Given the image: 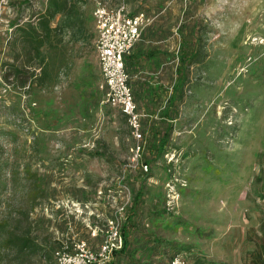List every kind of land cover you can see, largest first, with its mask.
I'll return each instance as SVG.
<instances>
[{
  "label": "rangeland",
  "instance_id": "rangeland-1",
  "mask_svg": "<svg viewBox=\"0 0 264 264\" xmlns=\"http://www.w3.org/2000/svg\"><path fill=\"white\" fill-rule=\"evenodd\" d=\"M48 1L0 0V249L30 212L40 241L95 251L109 220L130 222V247L113 264H170L177 255L190 264H264V0H86L87 43L68 57L50 53L49 89L21 88L6 79L19 54L11 24L35 21ZM100 5L145 14L146 31L158 29L174 48L185 37L180 52L184 44L199 51L166 154L157 144L168 125L160 122V134L143 122L149 172L134 161L126 117L105 103ZM24 264L56 263L36 256Z\"/></svg>",
  "mask_w": 264,
  "mask_h": 264
},
{
  "label": "crops",
  "instance_id": "crops-1",
  "mask_svg": "<svg viewBox=\"0 0 264 264\" xmlns=\"http://www.w3.org/2000/svg\"><path fill=\"white\" fill-rule=\"evenodd\" d=\"M85 1L86 0H74L71 2L69 6L73 4L74 14L69 17L66 15H59L57 18L58 20H55L56 23L52 24L53 29H56L62 24V30L59 36H57L58 39L54 42V45L46 44L43 48V58L45 60V68L47 71V68L49 67V56L52 51H61L60 53H62L64 57H68V48H83L89 40L85 19ZM96 28L98 31V26H96ZM164 39L165 38H163L161 33L158 32V29L153 28L150 31L144 29L141 40L135 45L132 53L125 58V62L126 70L130 75V86L133 90L138 106L140 105L139 112L141 109L142 114L145 116V118H142V120L144 119L143 122H146V124L149 123V126L151 127L150 131H159L160 134L161 131H163L160 122L165 123V125L167 124L168 126L163 133V139L160 140V142L168 139L167 137L170 135L167 142V144L170 145L172 136L174 135V128H177L178 123L182 118L179 115L180 109L182 108L178 106L177 101L179 93H184L186 86L189 85L190 68L188 67L187 71L184 70L180 61L183 47L185 46L184 44L181 48L182 51L180 52V44L185 41V37L182 39L175 37V48L172 46L174 41L170 44L168 40L165 41ZM169 45H171V47H169ZM187 49L189 59L190 56H194L196 51H191L189 46ZM96 53L98 65L100 67L97 48ZM18 55V63L19 60L23 58H26L29 61L28 56L23 54L20 46ZM12 61L15 62L14 60ZM64 65L65 66L61 69V72L68 73V64L64 63ZM194 65L195 62L193 61L192 67ZM182 82L185 84L181 87L180 84ZM160 142L157 144L158 146L160 145ZM167 147L164 154L167 153ZM158 155L161 154L158 152ZM117 257L118 256H115L114 261L117 260ZM114 261L110 264H113Z\"/></svg>",
  "mask_w": 264,
  "mask_h": 264
},
{
  "label": "built area",
  "instance_id": "built-area-1",
  "mask_svg": "<svg viewBox=\"0 0 264 264\" xmlns=\"http://www.w3.org/2000/svg\"><path fill=\"white\" fill-rule=\"evenodd\" d=\"M98 26L96 44L100 68L107 89L105 103L119 109L127 118V123L134 139L132 149L134 161L146 172L150 165L141 163L145 153V134L142 116L130 86V75L126 70L125 58L141 40L146 23L145 14L132 15L126 7L100 5L95 11ZM125 197L129 195L127 187L121 189ZM125 208H120L122 213ZM104 240L98 251L87 242H80L72 248L66 246L55 253L56 264H110L115 254L123 250L125 241L119 219L108 221ZM97 236V231L94 237ZM170 264H190L182 255L175 256Z\"/></svg>",
  "mask_w": 264,
  "mask_h": 264
},
{
  "label": "trees",
  "instance_id": "trees-1",
  "mask_svg": "<svg viewBox=\"0 0 264 264\" xmlns=\"http://www.w3.org/2000/svg\"><path fill=\"white\" fill-rule=\"evenodd\" d=\"M74 0H49L44 12H40L35 21L21 23L19 20L12 22L11 26L13 31V38L15 43L12 46H20L23 54L28 56L29 61L25 62L23 66H18V56L14 59L15 62L8 63L7 81L13 80L19 83L21 88H26L28 84L33 87H41L42 89H49L55 81L48 75L46 70L45 60L43 58V48L47 45H54L57 41L62 30V24L56 29L52 28V23L59 17V15L72 16L74 14V6L69 4ZM23 4L29 5V2ZM184 25L181 26L182 31ZM188 46L185 44L183 47L182 56L180 58L181 66L187 71L188 67L191 68L193 61L197 64L199 51L197 50L194 56L188 59ZM30 67V68H29ZM40 70V74L37 71ZM49 76V77H48ZM181 83L180 86L182 87ZM29 85V87H30ZM123 114V113H122ZM124 115V114H123ZM125 116V115H124ZM126 117V116H125ZM127 120V118H126ZM144 126V124H143ZM145 134V131H144ZM167 136V135H166ZM146 138V136H145ZM170 138V135L167 137ZM168 139L160 142L158 152L163 155L166 147L168 146ZM142 197V196H141ZM35 208V207H34ZM33 209V207H32ZM130 222H126L122 228L125 245L123 250L117 252L115 256L125 254L130 247L129 231ZM36 226L31 221L30 212H22L15 224L12 225L6 232L3 247L0 249V254L5 252L8 257H15L10 262H5L0 258V264H24L29 259L39 256L42 259L56 263L55 253L62 248L69 246L64 242H51L49 239L40 241L39 237L35 235Z\"/></svg>",
  "mask_w": 264,
  "mask_h": 264
}]
</instances>
